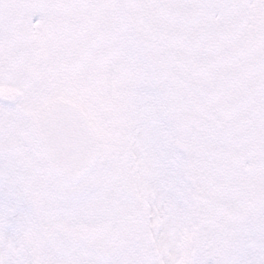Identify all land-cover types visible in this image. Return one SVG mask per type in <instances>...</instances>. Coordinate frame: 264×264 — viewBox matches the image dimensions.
Listing matches in <instances>:
<instances>
[{
  "label": "snow or ice",
  "instance_id": "6c2138e0",
  "mask_svg": "<svg viewBox=\"0 0 264 264\" xmlns=\"http://www.w3.org/2000/svg\"><path fill=\"white\" fill-rule=\"evenodd\" d=\"M0 264H264V0H0Z\"/></svg>",
  "mask_w": 264,
  "mask_h": 264
}]
</instances>
